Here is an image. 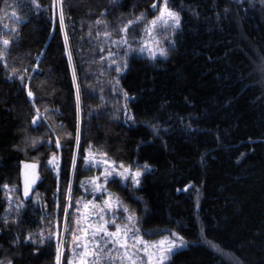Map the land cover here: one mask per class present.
<instances>
[{"label":"trees","instance_id":"trees-1","mask_svg":"<svg viewBox=\"0 0 264 264\" xmlns=\"http://www.w3.org/2000/svg\"><path fill=\"white\" fill-rule=\"evenodd\" d=\"M56 3L0 0V258L56 263L35 234L62 217L69 186L79 196L92 150L144 171L136 189L109 188L145 231L183 238L167 264H234L202 238L264 264V4L167 0L181 21L167 57H130L119 74L107 54L120 28L161 1L60 0L63 28ZM26 161L39 164L36 201L9 209Z\"/></svg>","mask_w":264,"mask_h":264},{"label":"rangeland","instance_id":"rangeland-1","mask_svg":"<svg viewBox=\"0 0 264 264\" xmlns=\"http://www.w3.org/2000/svg\"><path fill=\"white\" fill-rule=\"evenodd\" d=\"M160 1H161V3H159V7L156 9L157 12L153 16V18H150V19L146 18L142 23L134 24L133 26H131L128 29V34H127L128 43L127 44L121 42V38L124 36L123 32H120V34H119L120 37L117 38V40H114L112 42L111 46L113 48H110L109 53L107 54V59H109V61L107 62L108 67L117 68V66H120L119 63L124 65L128 58L136 56V55H143V56L147 57L148 59H151L148 51L140 52L138 50L141 46L142 41H148L150 43V45L154 48V50L157 51L156 59L164 58L163 56H160L158 54L159 48L160 47L165 48V44L171 42V37H172L173 33H175L180 27L175 29V31H173L172 29H165L164 27H158L156 29V33L154 34V36H155V40L160 41L159 45H156L155 42L151 38L147 37L143 32L144 25L159 15V9L164 4L163 0H160ZM233 1L235 3H249L250 5L251 4H253V5H255V4L263 5L264 4V0H233ZM153 10H154V8H153ZM55 11H57L56 14L58 13V17L60 20V15H61L60 0H57L56 6H55ZM110 53H111V55H110ZM120 54L122 56H119ZM118 57H120L122 62ZM116 58H118V59H116ZM120 73L121 72H119V74ZM116 93L120 94V92L118 91L117 88H116ZM123 98L125 100H127L126 97H123ZM124 114L126 117V121H127V119L128 120L131 119L127 110L125 111ZM53 157H55L54 163H52V164L49 163V167L53 171L54 175L57 176L58 172H59L60 158H59V155H52L51 158L49 159V161L53 160ZM76 158H77V156L75 154L74 159H76ZM105 159L108 160L109 162H113L111 159H109L108 157H106L105 155H103L101 153H98V152H95L92 150H89L86 153L83 164H84V167L90 168L92 170L93 174L91 176L83 178L80 181V184H79L80 193H79L78 197H72L71 196V201H69V192L67 191V200H66V206H65V208L66 207L68 208L67 217L65 215V209H64L62 217H60L57 220L56 224H54L55 221H53L52 222L53 225L48 227L47 229H44V225H43V228L40 231L36 232V234H35V236L37 237L36 241H38V242H41L44 240H49V241H53L56 243V257H57V247H58V245L60 246V264L63 263L64 257H66V259H67V264H68V261L70 259H73V249H74V242L72 240L73 232H76L77 235H81V232L79 231V229L85 228L87 226V224L97 222V216L91 215V213H93V212L98 213L99 207L93 209L91 207V204H90L89 209H88V213H85V210L83 207L84 204L92 202V204L103 207L104 201L108 198L109 193L112 194V196L114 198L118 197L109 188V185L113 181L118 182L123 187H126L128 189H136L137 188V186L133 185L132 180H131V176H129L128 180H123V179H121L120 176L116 175V172L123 171V169L119 168V165H121V164H117L114 162L115 167H116V172H114L112 176H109L107 178V184L105 185L106 191H102V192L101 191H93V185L91 184V181L93 179L99 177V183H103L105 180L103 173L105 171V168L108 166V165H105L103 163V161ZM25 165H36L35 172L39 177V179H37L34 184H31L27 196H25V191H24L25 175H26V173L30 175L32 172V169H30V168L26 169ZM124 167L130 168L133 173L137 170L141 171L142 175L139 177L140 182H141L142 176L144 175L143 170L135 169L131 166H124ZM145 170L149 171L150 169L146 168ZM20 175H21V179H20L21 188H20V190L7 191V200H8L9 209H12L13 207L16 208L20 203V199H22V200L24 199L25 201L33 200V203L36 201V199H34L32 195H33V191H34L36 185L40 181L39 164L37 162H27V161L23 162L21 164ZM17 192H19V195H17ZM70 195H71V193H70ZM70 202H71L72 206L68 207ZM114 202H115V200H114ZM119 202L121 204V207L115 209L114 211L107 212V216L115 215V216L119 217L117 219L116 223L123 225L124 223H127L125 218L128 215V213L123 212V207H127L129 209V212L134 214V216H135V222H134L135 227L139 229V234L143 237L144 240L150 241V242H156V241H159L161 239H164L165 237H167L170 240H177V237H180L177 234L175 236H173L172 235L173 232H169L165 235L164 234L163 235H157V233L145 231L141 226V216L140 215L138 216L137 213L131 207H129L125 203H123L120 200V198H119ZM77 208H79V212L77 211ZM8 214L10 215V213H8ZM85 215H87V217H88L87 220L84 219ZM77 219H80L79 225L76 224ZM66 224H67V228H66ZM109 230L114 231L115 226L109 224ZM201 241H202V243H205L208 247L212 248L213 251L216 252V254L223 257L224 259H226V260H228L234 264H240L238 261H236L235 259L230 257L227 253L223 252L217 246L213 245L212 242H208L204 238H202ZM109 247H112V246L109 245ZM184 248H186V243H185V246H183V247L175 248L173 250V254L184 249ZM140 256L143 258V260L145 261V264H146L147 258L143 256V253H141ZM168 261H166V264L168 263ZM0 264H9V263H7L6 261H4L3 259L0 258ZM55 264H57V261ZM104 264H108L107 258L104 259ZM115 264H120V261L116 260Z\"/></svg>","mask_w":264,"mask_h":264},{"label":"snow or ice","instance_id":"snow-or-ice-1","mask_svg":"<svg viewBox=\"0 0 264 264\" xmlns=\"http://www.w3.org/2000/svg\"><path fill=\"white\" fill-rule=\"evenodd\" d=\"M115 2V0H113ZM152 7L157 8L156 4H153ZM15 15V14H13ZM146 19L145 15L141 13L140 16H137L135 20H128L126 24H124L120 31L124 33V36L121 38V42L127 44L128 43V29L134 24H140ZM97 24L104 23V21H97ZM60 24L61 28L64 27V17L63 12L60 15ZM158 27H164L165 29H175L180 27V16L178 13L171 11L168 8L167 0H164V4L159 9V15L154 19L149 21L144 25L143 32L144 34L151 38L156 45H159L160 41L155 40L154 34L156 33V29ZM99 35V33H98ZM104 35L107 37L110 33L105 32ZM65 40L67 41V36H65ZM5 50L9 45V40L4 39L2 41ZM140 52L148 51L151 59H156L157 51L150 45L148 41H142L141 46L138 49ZM158 54L163 57H167V49L160 47ZM4 53L0 51V58H3ZM111 55V53H110ZM126 63L121 66H117L116 71H121L122 67H126ZM15 71V70H14ZM75 78V77H74ZM23 80V77H21ZM29 96H32L31 91L28 93ZM125 97L127 94L125 93ZM36 121L34 120L33 123ZM59 141H57V147H59ZM103 155H107L106 153ZM55 157L53 160H50L49 163H54ZM103 163L108 165L105 168L103 173L105 180L103 183H99V177L93 179L91 184L93 185V191H106L105 185L107 184V178L112 176L114 172H116V167L114 162H109L108 160H104ZM25 168L32 169L31 174L25 175V196L28 195L31 184H34L37 179H39L38 175L35 172L36 165H25ZM119 168L123 169V171L116 172V175L120 176L123 180H128L129 176H131V180L134 186L140 185L139 177L142 175L141 171L137 170L134 173L130 168H125L124 165H119ZM147 168V165H145ZM7 187V186H5ZM69 201H71V188L69 186ZM115 200V202H114ZM93 209L99 207V212H93L91 215L97 216L96 223L87 224V226L83 229H79L81 235H77L76 232H73L72 240L74 242L73 249V259L68 261V264H104V259L107 258L108 264H115L116 260L120 261V264H145V261L140 256L143 253V256L147 258L146 264H166L171 258L173 254V250L177 247L185 246V241L182 237H177V240H170L167 237L161 239L156 242H150L143 239V237L139 234V229L135 227V216L134 214L129 212L127 207H123V212L128 213L126 216L127 223L123 225L116 223L119 217L107 216V212L114 211L117 208L121 207L118 197H113L112 194H108V198L104 201V206L100 207L92 202L84 204L85 213H88L89 206ZM71 202L68 207H71ZM79 212V208H77ZM65 215H68V208H65ZM87 215L84 216V219L87 220ZM76 224H80V219L76 220ZM109 224L115 226L114 231L109 230ZM67 228V224H66ZM173 236L176 234L173 233ZM43 242V241H41ZM111 245L112 247H109ZM57 264H60V246L57 247Z\"/></svg>","mask_w":264,"mask_h":264}]
</instances>
